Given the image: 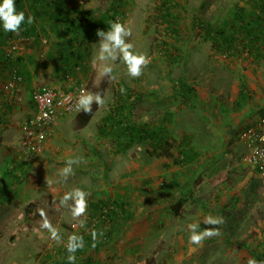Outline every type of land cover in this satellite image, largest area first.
<instances>
[{
    "label": "rangeland",
    "instance_id": "374dc122",
    "mask_svg": "<svg viewBox=\"0 0 264 264\" xmlns=\"http://www.w3.org/2000/svg\"><path fill=\"white\" fill-rule=\"evenodd\" d=\"M54 1L15 0L33 23L19 34L0 27L10 34L0 45L8 59L0 67V180L11 190L9 200L0 199V264H68L65 245L73 233L85 240L76 264H184L193 259L184 252L187 226L211 227L203 224L209 215L224 222L218 236L191 244L201 254L197 264L250 258L264 264V180L246 164L237 135L264 116V49L245 37L264 36V23L259 30L249 17L255 10L264 18V0H62L59 7ZM116 21L131 30L125 42L150 60L137 78L120 61L115 79L100 75L103 38L96 33ZM10 68L22 81L5 93ZM40 86L101 94L104 102H93L85 132L81 110L59 120L63 128L47 139L64 151L70 144L61 141L70 133L77 156L25 151L21 126ZM117 123L150 136L120 145ZM70 158L80 163L65 181L59 170ZM75 187L89 193L84 228L68 208L57 210ZM146 203L164 208L153 213ZM116 204L114 225L98 229L93 241L89 223ZM39 209L59 241L40 227Z\"/></svg>",
    "mask_w": 264,
    "mask_h": 264
},
{
    "label": "clouds",
    "instance_id": "9594fccd",
    "mask_svg": "<svg viewBox=\"0 0 264 264\" xmlns=\"http://www.w3.org/2000/svg\"><path fill=\"white\" fill-rule=\"evenodd\" d=\"M33 19L31 15L26 17L24 11L17 10L15 0H0V27H2L3 31L19 34L22 25L32 24ZM96 35L103 38L99 42L96 57L99 62H102V68L100 70L102 77L106 76L109 79H115L112 75L114 71L113 65L118 61L124 64L126 73L131 78L139 77L142 74V69L150 63L149 58L145 54L133 50L134 45L131 42H125L123 37H129L131 30L119 21L112 22L107 31H97ZM93 102L97 105L102 104L104 101L101 94L99 92L91 93L82 91L75 103L76 110L78 112L83 110L85 113L91 112ZM78 163H80L79 159L70 158L66 160L65 166L59 170V175L63 180L66 181L74 173L73 165ZM88 196L89 193L82 188H72L65 192L59 199L57 210L68 208L79 227L84 228L87 223ZM37 212L43 218V223L40 227L49 232L52 240L59 241L61 239L60 232L47 219L45 211L39 209ZM223 222V218L209 215L203 220V224L211 227L201 229V222L190 223L187 226L190 233L188 237L189 243L199 245L206 237L218 236L220 234L218 226L222 225ZM102 234L100 233V235ZM91 238L93 241L97 239V232L95 230L91 232ZM84 246L85 240L83 235L73 233L68 236L65 245L66 252L68 253V264H76L77 257L75 253L83 249ZM247 264H258V261L255 258H250Z\"/></svg>",
    "mask_w": 264,
    "mask_h": 264
},
{
    "label": "built area",
    "instance_id": "2783aa9c",
    "mask_svg": "<svg viewBox=\"0 0 264 264\" xmlns=\"http://www.w3.org/2000/svg\"><path fill=\"white\" fill-rule=\"evenodd\" d=\"M10 78L9 81L12 83H7L3 87L5 93L13 88V84L22 81V76L18 74V70L15 68H12ZM82 91L86 92L84 88L61 90L40 86L32 92L30 102L33 113L21 126L26 152L37 155L45 149L47 139L57 122L78 113L75 103ZM238 139L246 150V164L256 172L260 179L264 180V116L256 123L240 131ZM108 214H113L116 217L117 208L114 209L112 205L103 207L97 218L89 223L87 232L111 227L115 219L107 216ZM70 228L76 229L77 225H72Z\"/></svg>",
    "mask_w": 264,
    "mask_h": 264
},
{
    "label": "trees",
    "instance_id": "16d2710c",
    "mask_svg": "<svg viewBox=\"0 0 264 264\" xmlns=\"http://www.w3.org/2000/svg\"><path fill=\"white\" fill-rule=\"evenodd\" d=\"M116 1H119V0H116ZM62 0H55L53 3L54 4H57L58 7L62 4L61 3ZM264 7L261 6V10H263ZM254 9V8H253ZM242 12V11H241ZM251 14H249V17L255 21V25L253 27H256L257 29L261 27V25L264 23V18L262 19L255 16V14H253L255 12V10H251ZM237 18L241 21L244 20V15L240 14L238 12V14L236 15ZM27 29L24 30V33H22L21 35L23 36H26L27 37ZM262 34H264V30L261 31ZM7 35L9 36L10 34H7V33H4V34H0V45L1 44H4L5 41L7 40ZM257 35H254L251 36V34H245V37L247 38H252L253 41L255 42V44L257 43H261L262 41L264 42V36L262 38L260 37H256ZM84 40V39H83ZM261 43V47L264 49V43ZM7 61L8 59L6 58V56L3 54L2 52V49H1V46H0V67H1V64L4 63V64H7ZM11 70L12 68H10L9 72L11 73ZM18 70V69H17ZM18 74H20V72L18 71ZM21 75V74H20ZM181 84V83H180ZM95 113V109L92 108L91 112H88V113H85L83 110L80 112V114L78 115V119H79V127L82 128L84 126L87 125V123L90 121V119L92 118V116L94 115ZM108 126L111 125L110 121H108ZM115 129H117V135H116V142H118V144L120 145H131L135 142H138L140 141V139H143V134L145 135H149V133L147 132H143L133 126H129V125H125V124H122V123H117L115 126H114ZM150 136V135H149ZM152 137V136H151ZM148 138V137H147ZM11 195V190H9L7 184L5 185L3 180H0V199H5L6 200H9V197ZM106 206V205H105ZM103 206V207H105ZM119 205L116 204V205H113V208L115 209L116 207H118ZM102 207V209H103ZM121 209V208H120ZM123 211V210H122ZM124 212V211H123ZM107 216H109L110 218L112 219H116L117 217H115V215L113 214H108ZM114 225V224H113Z\"/></svg>",
    "mask_w": 264,
    "mask_h": 264
},
{
    "label": "crops",
    "instance_id": "0c3cea01",
    "mask_svg": "<svg viewBox=\"0 0 264 264\" xmlns=\"http://www.w3.org/2000/svg\"><path fill=\"white\" fill-rule=\"evenodd\" d=\"M263 42V41H262ZM261 42V43H262ZM261 43H257V45H261ZM51 87V86H50ZM54 88V87H53ZM31 103V102H30ZM32 106V105H31ZM58 123V122H57ZM65 127V126H64ZM61 128H63V126H61V124L60 123H58V124H56L55 126H54V128H53V133H55V131H57L58 132V130L57 129H61ZM115 129V128H114ZM65 130L68 132V130H70V127H65ZM81 132L80 133H83V132H85L86 131V129H85V127L83 128L82 127V129L80 130ZM72 134V133H71ZM239 134V133H238ZM237 134V135H238ZM68 138H63V140L61 141V142H63L64 144H70V145H68L66 148H65V150L63 151L62 149H60L58 146H54L53 144H52V140L53 139H51V140H49L48 141V143L46 144V147H45V149H47L46 151L47 152H49V153H51V154H55V153H58L59 155H62V154H64V155H66V156H70V155H78V152H79V150H77V149H71V145H75V143H73V141H77V139H75V138H73V136H71L70 135V133L68 134ZM57 145H58V142H57ZM62 153V154H61ZM145 207H146V210H151L153 213H156V211H159V210H161V209H163L164 208V206L163 205H159V204H153V203H146V205H144ZM147 211V212H148ZM161 223V222H160ZM150 226H151V228H150V230L149 229H147V231L148 232H150V234H147V235H144V237H146V238H148V239H151V237H153L152 236V233H153V231H154V225H152V224H150ZM176 237H179V233H177L176 234ZM152 241V240H151ZM186 245V244H185ZM184 245V246H185ZM189 246H190V248L189 249H186V250H184V252L187 254V256L188 257H193V259H191V261L190 262H188L187 260V263L186 262H184V264H191L192 262H193V264H197V260H195L196 258H197V256H200L201 254H200V251L197 249V248H194V247H191V244L189 243L188 244ZM193 260H195V261H193Z\"/></svg>",
    "mask_w": 264,
    "mask_h": 264
}]
</instances>
